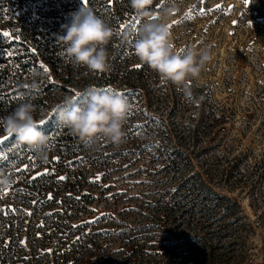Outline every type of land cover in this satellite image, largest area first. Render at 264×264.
<instances>
[{"label":"rangeland","instance_id":"374dc122","mask_svg":"<svg viewBox=\"0 0 264 264\" xmlns=\"http://www.w3.org/2000/svg\"><path fill=\"white\" fill-rule=\"evenodd\" d=\"M117 2L139 31L145 18ZM45 4L0 0V32L11 33L0 36V76L21 79L0 85V98L39 99L36 119L50 137L39 151L15 136L0 143V174L12 178L0 183V191L7 188L0 210L7 206L13 223L11 238L0 225V264H264V0H153L154 15L173 8L176 50L211 54L187 81L193 101L180 86L151 80L157 73L132 49L112 48L113 35L108 72L120 60L137 61L143 79L136 87L123 83L126 72L98 85L97 72L65 49L58 65L36 51L28 63L16 43L30 38L35 49L31 36L49 34ZM104 20L113 28L110 14ZM41 63L50 71L33 90L30 73L43 70ZM95 88H111L132 105L118 145L82 142L57 121L53 109L64 97L80 93L83 104ZM213 192L235 202L233 215L211 203Z\"/></svg>","mask_w":264,"mask_h":264},{"label":"clouds","instance_id":"9594fccd","mask_svg":"<svg viewBox=\"0 0 264 264\" xmlns=\"http://www.w3.org/2000/svg\"><path fill=\"white\" fill-rule=\"evenodd\" d=\"M153 0H130V5L145 18L139 32L132 40L134 55L139 62L154 70L160 80L172 82L183 90L187 101H193V93L187 81L197 78L206 61L211 59L208 50L199 52L189 50L181 53L174 48L170 17L173 8L163 9L159 15L150 11ZM156 18L153 19L152 17ZM64 32L58 33V39L65 45V53L75 63L84 65L93 72H102L109 67L108 44L113 28L100 17L93 8L81 6L71 15V19L62 26ZM48 73L41 69L30 73V87L39 89L40 81ZM34 97L26 98L7 116L0 118L3 132L15 136L20 143L43 150L49 142V135L35 118ZM78 97L66 96L53 110L57 121L67 127L82 142L93 139H106L119 144L125 136L124 125L132 105L118 92L95 88L88 92V99L77 103ZM0 183L9 185L12 178L0 174Z\"/></svg>","mask_w":264,"mask_h":264},{"label":"trees","instance_id":"16d2710c","mask_svg":"<svg viewBox=\"0 0 264 264\" xmlns=\"http://www.w3.org/2000/svg\"><path fill=\"white\" fill-rule=\"evenodd\" d=\"M97 1L99 3H97ZM109 1L110 0H46L45 5H47V7L45 8L43 15L47 17L49 21V28H48L49 34L43 36L42 32H35V34L31 36L34 42V47H35V51L37 52V55L42 56L51 63H55V65H58L59 62H62L60 53L62 49H65V45L62 41L58 39V33L62 34L64 32V28L62 26L65 25L71 19L72 13L81 6H85V3L86 6L89 7L92 6L94 11L96 10V8L103 10L102 12L99 13V16L102 17L103 19H105L106 15L110 14V20L112 21V26L114 30L113 31L114 39L110 42L111 43L110 46L112 48L114 47L119 49L129 48L133 50L132 40L139 31L134 30L133 28L129 27L126 24V20L128 19L126 14L127 8L119 7L117 0H115L114 3H110ZM96 3L98 4L97 6ZM126 3L128 7L131 6L130 0H126ZM131 23H133V21ZM126 31L127 34L129 35L123 36V33ZM36 40L38 41L36 42ZM29 42H31L30 38H27L25 40H22L21 42H17L16 44L21 46L20 49L18 50L22 53V56L20 57H29L28 63H33V57L36 58V54L33 51L32 46L30 45ZM105 47L107 49L106 45ZM108 63H109V67L106 70L102 72H97V74L99 75L97 79L98 85L108 84L109 81H114L116 79H119L121 78L122 74H124V72H126V74L122 78L124 80L123 83L125 85H128L129 87H136L139 84H141V81L143 79V73L138 69L139 67H133V65H136L138 63L137 61H132L129 58L122 61L120 60L116 64L117 66L115 72L112 73L108 72L110 71L111 66L114 63L111 57H109ZM25 65L26 64H23V69H22L23 72L27 71L25 70L26 67ZM70 65L71 64L68 61L66 63V66H70ZM149 76H151V73L147 76V78ZM151 80H154L155 82H159L160 81L159 75L158 74L154 75V77L151 78ZM20 82L21 79L14 76L7 78L2 75V77L0 78V85L1 86L6 85L5 88H10L11 86L14 87L16 83H20ZM40 83L42 84L43 80L40 81ZM22 102L24 101L18 100L16 102L15 98H13L12 100L9 97L7 98V100L0 98V118L7 116ZM32 102L36 105V111L34 114L35 118L42 116L43 115L41 114L42 108H40L42 102L39 99L34 100ZM44 112L48 113L47 110H44ZM0 133H4L2 125H0ZM69 191L70 193H72L71 189H69ZM82 191H83L82 189H79L78 193H82ZM213 193H214L213 194L214 197L211 199L212 201L211 203L214 206H216L219 210H221V212L225 210V212L223 213H226V216L233 215L234 214L233 205L235 202L231 200H227V202H222L219 199L220 196L218 195V193L216 192ZM7 209L8 207L5 206L2 207V209L0 210V225L2 226L6 225V230H7L6 237L11 238V233H12L11 228L13 226V223H11L10 225V223L6 221L5 214ZM35 231H38V229H36ZM43 235L44 234H38V237L42 239ZM32 256L33 255L31 254V257ZM211 256H214V254L213 255L209 254L210 258ZM99 257H101V255ZM206 258H208V256ZM161 264H164V262H161Z\"/></svg>","mask_w":264,"mask_h":264},{"label":"snow or ice","instance_id":"6c2138e0","mask_svg":"<svg viewBox=\"0 0 264 264\" xmlns=\"http://www.w3.org/2000/svg\"><path fill=\"white\" fill-rule=\"evenodd\" d=\"M245 3H248V0H245ZM85 6H86V3H85ZM153 19H155L156 17L153 16L152 17ZM173 23H177V21H173ZM169 27L171 28V24L169 25ZM0 36H3L5 37L6 39H11V33L10 32H0ZM184 49H181V51H183ZM33 51H35V49H33ZM9 55H11V53H9ZM133 67H142V65L140 64H137V65H133ZM41 68L45 71V72H49V68L47 67V65H44L41 63ZM190 83V81L188 82ZM27 87V86H26ZM75 92V90H73ZM107 91H110V92H115V90L109 88ZM80 95V93H76V96L78 97ZM54 111V110H53ZM40 124L41 126H43L45 124V121L41 120L40 121ZM12 135H6V136H0V143H3L5 140H7L8 138H10ZM4 156L3 153H0V158H2ZM54 159H58V157H54ZM27 167V166H25ZM3 194H7V188H5L3 191H0V195H3Z\"/></svg>","mask_w":264,"mask_h":264}]
</instances>
